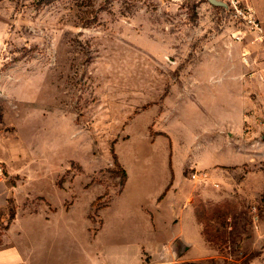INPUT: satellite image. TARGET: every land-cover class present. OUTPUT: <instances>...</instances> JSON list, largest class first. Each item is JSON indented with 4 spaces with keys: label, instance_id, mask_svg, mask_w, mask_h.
Returning <instances> with one entry per match:
<instances>
[{
    "label": "rangeland",
    "instance_id": "obj_1",
    "mask_svg": "<svg viewBox=\"0 0 264 264\" xmlns=\"http://www.w3.org/2000/svg\"><path fill=\"white\" fill-rule=\"evenodd\" d=\"M242 28L208 0H0V247L18 244L25 264H96L115 244L93 233L122 200L99 210L124 172L131 190L153 189L168 172L167 132L174 151L207 132L208 113L232 116L224 58L249 61L244 92L261 112L244 140L264 142L253 86L264 60L235 38ZM259 154L245 181L191 179L208 170L184 165L183 189L202 195L190 201L205 252L164 264H264V145Z\"/></svg>",
    "mask_w": 264,
    "mask_h": 264
},
{
    "label": "crops",
    "instance_id": "obj_2",
    "mask_svg": "<svg viewBox=\"0 0 264 264\" xmlns=\"http://www.w3.org/2000/svg\"><path fill=\"white\" fill-rule=\"evenodd\" d=\"M250 4L264 27V0H250ZM239 48L237 47L235 52L239 51ZM258 53L260 59L264 60V51L259 50ZM241 60H221L222 78L237 83L228 85L227 89L228 102L225 109L232 116L221 118L208 113L210 124L204 127L207 132L201 136L195 133L187 141L181 140L175 145L174 151L171 149L172 140L167 132L170 138L167 141L168 172L163 173L161 180L151 190H131V179L127 174L122 189L112 197L108 205L99 210L101 215L111 207L115 199L122 200V203L112 208L107 219L100 218V223L93 233L92 239L101 234L105 235L106 242L115 244L111 247L108 244L100 247L99 253H95L96 256L91 258L96 264H151L155 262L162 246H170L174 241L185 244L181 254L190 252L193 257L197 256L199 251L204 254L201 223L197 218L195 206L190 201L202 195L189 188L183 189L184 165L207 169L205 172L212 178H221L228 183L231 182L233 171L244 173L241 178L243 181L259 175L258 171L245 172L243 169L246 164L250 166L252 161L257 162V157L262 156L259 153L264 142L256 140L254 146H251L244 140L245 129L249 128V132H255L256 115L261 112V107L255 98L245 95L244 83L247 78L242 77V74L243 67L249 64V61L243 62V57ZM253 86L264 89V81L253 82ZM210 94L214 96V93ZM192 96L196 97L194 94ZM258 99L262 100L264 97L259 96ZM251 191L249 188L248 192ZM217 195L210 198L215 199ZM23 254V249L18 244L0 247V264H25Z\"/></svg>",
    "mask_w": 264,
    "mask_h": 264
},
{
    "label": "built area",
    "instance_id": "obj_3",
    "mask_svg": "<svg viewBox=\"0 0 264 264\" xmlns=\"http://www.w3.org/2000/svg\"><path fill=\"white\" fill-rule=\"evenodd\" d=\"M227 4L226 11L235 18L237 22L243 27L238 31L235 36L237 40H242L245 36L249 37L251 44H256L259 50L264 51V27H262L258 17L255 14L250 0H222ZM208 177L206 172L192 170L190 172L191 179L200 178L202 181ZM171 245V244H170ZM170 246H162L154 263L151 264H164L171 262Z\"/></svg>",
    "mask_w": 264,
    "mask_h": 264
},
{
    "label": "water",
    "instance_id": "obj_4",
    "mask_svg": "<svg viewBox=\"0 0 264 264\" xmlns=\"http://www.w3.org/2000/svg\"><path fill=\"white\" fill-rule=\"evenodd\" d=\"M214 6L222 7L227 9V4L222 0H208ZM185 248V244L180 241H174L170 245L171 257L174 259L178 258V256L182 253Z\"/></svg>",
    "mask_w": 264,
    "mask_h": 264
},
{
    "label": "trees",
    "instance_id": "obj_5",
    "mask_svg": "<svg viewBox=\"0 0 264 264\" xmlns=\"http://www.w3.org/2000/svg\"><path fill=\"white\" fill-rule=\"evenodd\" d=\"M123 175H124V176H123V180H124V182H125V179H126V174H125V172H124Z\"/></svg>",
    "mask_w": 264,
    "mask_h": 264
}]
</instances>
